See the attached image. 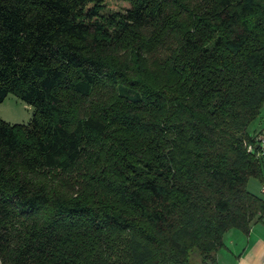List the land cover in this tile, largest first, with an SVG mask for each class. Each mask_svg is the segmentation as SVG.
Instances as JSON below:
<instances>
[{"label":"trees","instance_id":"1","mask_svg":"<svg viewBox=\"0 0 264 264\" xmlns=\"http://www.w3.org/2000/svg\"><path fill=\"white\" fill-rule=\"evenodd\" d=\"M11 95L0 264H215L264 221V0H0Z\"/></svg>","mask_w":264,"mask_h":264},{"label":"crops","instance_id":"2","mask_svg":"<svg viewBox=\"0 0 264 264\" xmlns=\"http://www.w3.org/2000/svg\"><path fill=\"white\" fill-rule=\"evenodd\" d=\"M263 131L264 126L253 137L255 138ZM261 191L264 192V186H261ZM250 228L249 233L242 232L237 228H230L224 234L222 240L224 245L216 254L215 264H264V221L258 222Z\"/></svg>","mask_w":264,"mask_h":264},{"label":"rangeland","instance_id":"3","mask_svg":"<svg viewBox=\"0 0 264 264\" xmlns=\"http://www.w3.org/2000/svg\"><path fill=\"white\" fill-rule=\"evenodd\" d=\"M130 6L129 3L124 1H108L106 3L105 9L106 12L113 11H125ZM35 115V108L30 105H26V103L16 96L11 95L6 102L0 103V119H4L7 122L13 124H29L33 116ZM264 126V110L262 111V117L253 121L252 125L249 128L250 136L253 137L261 127ZM264 173V170H263ZM264 175V174H263ZM261 186H264V176L263 179H250L248 187L253 193H257L264 198V192L261 191ZM194 262L196 264L199 263V259L194 254L193 256Z\"/></svg>","mask_w":264,"mask_h":264},{"label":"built area","instance_id":"4","mask_svg":"<svg viewBox=\"0 0 264 264\" xmlns=\"http://www.w3.org/2000/svg\"><path fill=\"white\" fill-rule=\"evenodd\" d=\"M257 142L259 143L261 151L264 153V131L258 135ZM248 149L252 150L251 147H249Z\"/></svg>","mask_w":264,"mask_h":264}]
</instances>
